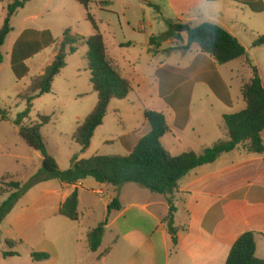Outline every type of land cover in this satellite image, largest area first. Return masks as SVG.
Wrapping results in <instances>:
<instances>
[{
    "label": "crops",
    "instance_id": "1",
    "mask_svg": "<svg viewBox=\"0 0 264 264\" xmlns=\"http://www.w3.org/2000/svg\"><path fill=\"white\" fill-rule=\"evenodd\" d=\"M33 1L27 2L21 10H24L26 5ZM102 2H104L105 11L116 14L119 24L126 25L130 36L128 40L110 46H106L103 38L107 54L116 62L114 54L120 49L123 52L122 56L125 55L124 57L128 58L127 65L132 66L133 62L130 63L131 54L138 50H130L138 48L140 42L143 46L141 52L144 54H149L152 51L150 56L153 58L161 55L158 53V49L162 48L164 44L171 46L172 43L165 41L159 44V42L155 43L156 40H154L151 44L150 38H156L164 33L158 30V27L163 23L167 25L168 22H182L199 25L204 22H213L234 36L246 50V57L232 61L229 64H236L235 67L242 68L249 65L251 68V62L256 68L259 66L257 53L260 50L264 51V45L253 48L251 44L256 37L260 36V33L264 32L255 33V36L252 35L253 37L249 36L252 37L249 43H244L242 37L248 35L254 29L252 23L245 18L249 15L247 12L252 14L264 13V0H129L123 4V9L120 12L114 9L110 10L112 7L110 2ZM9 3H11L10 0H8ZM151 7H154V12L151 13V18L146 20L149 32L142 35L146 29L138 22L141 18H138L136 13L149 12ZM38 16L41 15L38 14ZM119 18L122 19V22ZM29 19L33 20L31 16ZM131 25H136V30ZM45 30L50 32L46 28L42 31ZM64 30H62V33ZM154 44L157 49L153 50L152 45ZM54 47L55 45L45 48L35 56L47 50L54 52ZM110 49L113 56L110 54ZM189 50L190 47L184 52H189ZM198 53L199 49L196 48L189 55L183 67L160 63L156 71L166 67H169L167 70L170 72L185 71L193 67L195 60L198 58ZM32 58L25 61L27 67ZM182 79L183 82L176 85L174 93L168 96L167 99L164 100L159 97L162 104L157 110H153L156 112L161 111V113L166 110L171 115L172 126L167 125L169 132L166 134L170 135L172 140L170 148L166 150L171 156H178L183 152H194L196 154L206 148V145L199 146L197 144L200 142L202 127L196 128V126L190 124L189 109L190 105L193 104V99L190 98L191 95L186 96L187 94H183L187 93L183 88L192 83V78L182 74ZM194 87L193 85L192 88ZM215 99L227 109H233L232 106L226 105L219 98ZM201 101V98L198 99L199 104H201ZM210 102L214 105L218 104L212 98ZM201 110L204 111L203 108ZM222 111L221 120L223 115H227L225 109ZM216 126L217 130L214 131V134L208 132L211 134L213 143L227 139L223 125L218 123ZM143 127H145V123ZM147 130L142 133L136 130L137 135L133 137V140L124 143L128 153L138 140L147 133ZM188 130L191 131L188 132ZM164 137L165 135L161 138V142ZM193 138H199L197 139L198 142ZM262 139L264 142V132L262 133ZM181 145H184V147ZM49 182L40 183L31 189H41L35 196L38 197L37 201L41 203L42 207L35 213L28 214L29 218L20 226H25L26 223L36 236L35 227L38 225L40 218H43L47 222V224L44 223L43 228L51 231L50 236H55V239L51 242L53 247H56L55 243L59 242L58 240L61 237V234L57 236L55 233L58 231L56 229L57 222L63 226L65 225L67 231L74 230L75 242L80 247L79 255L87 254L81 259L77 256L74 264H225L235 237L245 231L254 232L255 256L264 259V256L258 254L257 245V238H260L261 242L262 239L264 240V155L248 153L242 145L232 152L222 154L215 162L190 171L178 182L173 195L167 197L150 193L143 188L138 189L134 184H125L119 188L112 186L110 188L106 186L107 184L93 183L85 179L75 185L60 183V187L54 188ZM73 191H76L78 196V220L73 222L66 219L71 223V225H66L62 219H57H65L58 214V210ZM103 195L106 196V199L101 197ZM114 196L118 198L121 209L119 211L112 210L108 214L101 245L97 251L90 252L87 234L105 219L107 206ZM169 197L176 209L173 218L174 227L177 229L176 244L172 243L163 222L168 214L167 198ZM20 202L21 200L16 203L11 212L1 222L0 227L9 222ZM99 203H101L104 211L102 220L86 222L90 214L93 213L94 207ZM81 207L86 211L83 215L80 213ZM85 214L89 216L87 220L84 217ZM107 232L113 235V239L104 248V238ZM46 239L44 235L39 236L38 246L33 251L45 252L49 254V259L34 263L29 257L30 261L26 259L25 262L29 261L28 264H58L59 255L56 252L47 250L50 243L49 241L45 243ZM9 241L13 244L18 242ZM3 252L7 251L0 249V264H10L12 258L18 257L3 258ZM11 252L16 251L13 248Z\"/></svg>",
    "mask_w": 264,
    "mask_h": 264
},
{
    "label": "rangeland",
    "instance_id": "2",
    "mask_svg": "<svg viewBox=\"0 0 264 264\" xmlns=\"http://www.w3.org/2000/svg\"><path fill=\"white\" fill-rule=\"evenodd\" d=\"M12 1L10 0V2ZM92 1L93 4L90 5L88 12L93 15L106 46L128 40L130 37L128 28L125 24H119L116 14L105 11L104 2L102 1L111 3L112 7L110 10L114 9L120 12L123 9V4L129 0ZM7 5L8 0H2L0 5V27L6 17ZM153 10L154 7H151L149 12L136 13V16L141 18L138 22L146 29L142 35H146L149 32L146 20L151 18ZM85 13V9L74 0H34L32 3L27 4L24 10H17L10 19L12 31L1 48L3 63L0 64V110L6 113V119L0 121V203L9 194L6 184L10 180L24 185L41 168V155L25 144L19 136L14 122L18 115L27 108L26 103L18 99V95L26 90L32 78L40 75L44 68L51 63L53 52L47 50L32 58L28 62L29 74L22 79H17L11 69L10 57L12 47L23 31L42 32L46 28L50 31L51 36L58 40L62 36V30L68 28L73 36L79 38L76 43V52L67 56L66 68L62 70L59 76L54 78L51 92L36 98L32 102L27 118L23 120V123L29 125L39 122L37 114L50 116L51 120L41 129V134L44 138L47 152L54 158L60 170L68 169L70 161L74 157L86 159L94 155H128L129 153L124 143L133 140V137L137 135L136 130L142 133L147 129L146 124L143 127L145 123L144 109L157 110L162 104L159 97L164 100L167 99L168 96L174 93L176 85L179 82H183L182 74L184 73L180 72L182 70L170 72L167 70L169 67H166L156 71V68L160 63L163 65L175 64L180 67L184 66L189 55L197 48L196 45H192L189 52H184L186 50L184 48L186 46V37L184 35H182L181 41L167 40L166 42L170 41L172 45L164 44L162 48L158 49V53L161 55L154 58L150 56L152 51L149 54L141 52L143 46L140 42L138 48L130 50H138L131 54L130 63L133 62L132 66L127 65L128 58L124 57L125 55L122 56L123 52L119 49L114 54V58L117 60L115 62L122 70L123 76L129 80L131 92L125 100L111 101L102 125L95 130L88 149L82 152L80 146L72 140V135L76 130L77 124L82 122L93 110L97 101L87 69L86 55L88 48L85 42L80 39L93 33L90 23L86 20ZM38 14L41 16H38ZM247 14L249 15L245 18L252 23L254 29L248 35H243L242 40L244 43H249L255 33L264 32V13L252 14L247 12ZM30 16L33 20L29 19ZM119 20L122 22V19L119 18ZM160 26L158 30L167 31L165 23ZM131 27L136 30V25H131ZM262 34L264 33L259 35ZM156 42H159V44L163 43L158 39ZM57 45L58 43L56 47ZM152 46L153 50L157 49L155 44ZM110 54L113 56L111 49ZM197 57L193 67L189 68L190 71L188 70L192 83L183 88L187 92L183 94H187L186 96L191 95L190 98L193 99V104L190 105L189 109L191 115L190 124L196 126V128L202 127L200 142L197 140L199 138L193 139L197 140L199 146L206 145V148H209L217 143L212 142L210 133L214 134L218 123L223 125V120L220 119L222 110L225 109L227 111L226 114H232L245 107L241 89L252 78V69L249 65L244 66V68L235 67L236 64L229 63L215 65L208 56L200 52ZM257 59L259 60L257 68L251 62L250 65L256 68L262 84H264V51L260 50L257 53ZM177 74L179 75L177 76ZM193 85L195 86L194 88H192ZM210 85H216L219 90L226 89L223 92V98L229 100V105L233 109H227L215 99L217 96ZM200 98L202 100L201 104L198 103ZM211 98L218 104L214 105L210 102ZM165 111H163L164 113L159 111V113L165 117L167 125L172 126L171 115H169L168 111ZM190 131L188 130V132ZM161 143L165 151L168 150L170 143H172L170 135H165ZM181 146L184 147V145ZM203 150L196 154H201ZM87 181L96 183L92 178H87ZM49 183L54 188L60 187V183L56 180H50ZM106 186L112 188V186ZM135 187L141 189L137 185ZM30 190L19 199L21 202L14 210L13 217L9 219V222L0 227V249L9 252L14 248L19 253L18 257L12 258L9 263L28 264L30 261L29 253L35 252L33 249L38 246V238L42 235L47 238L45 243L48 241L50 243L47 246V250L56 252L59 255L58 264H74L77 256L80 259L84 258L87 254L79 255L80 247L75 242L76 235H74V230L70 229L67 231L65 225L56 223L58 231L55 233L57 236L61 234L60 240L57 239L59 242L55 243L56 247L51 245L55 236H50L51 231L43 228L44 223L47 224L43 218H40L38 225L35 227L36 236L26 223L25 226H20L21 223L26 222L29 218L28 214H33L42 207L41 203L37 201L38 197L35 196L41 189ZM101 197L106 199L105 195ZM43 203L45 204L46 202ZM48 207L50 208L51 206ZM81 209L80 213L83 215L86 211L83 210V207ZM103 213L101 203H99L94 207L90 217L87 214L84 217H86V220L89 217L86 222L102 220ZM57 219H62L66 225H71L66 218ZM112 239L113 235L107 232L103 247L108 246ZM9 240L18 241L13 244L15 246L12 249H9L4 244L6 241L9 242ZM257 245L258 254L264 256V240L262 239L261 242V239L257 238ZM26 259H29V261L25 262Z\"/></svg>",
    "mask_w": 264,
    "mask_h": 264
},
{
    "label": "trees",
    "instance_id": "3",
    "mask_svg": "<svg viewBox=\"0 0 264 264\" xmlns=\"http://www.w3.org/2000/svg\"><path fill=\"white\" fill-rule=\"evenodd\" d=\"M0 0V4H1ZM32 0H13L7 5L6 17L0 27V64L3 63L1 48L6 37L11 32L10 19L22 9L27 2ZM86 10V19L90 23L93 34L80 38L87 45V69L92 89L97 101L93 110L77 124L72 135V140L80 146L81 151L88 149L95 130L102 125L107 113V108L112 100H125L131 92L128 79L123 76L119 65L107 54L103 36L98 30L97 23L88 11L92 0H74ZM149 4V3H147ZM186 37L185 49L196 45L199 52L208 56L215 65H224L246 57L243 45L229 32L213 22H204L199 25L182 22H168L167 31L160 37L150 38L165 42L167 40L181 41V35ZM79 38L71 34L70 29H65L62 36L55 40L48 31H25L14 43L11 50V69L17 79L28 75L29 69L25 61L32 58L45 48L55 45L53 58L43 72L32 78L26 90L18 95V99L26 103L27 108L18 115L14 124L18 134L25 144L41 155V168L30 180L21 185L10 180L7 198L0 203V224L11 212L19 199L36 185L56 180L61 184L75 185L81 180L92 178L99 184L111 185L119 188L125 184H135L150 193L172 196L177 189L178 182L190 171L197 167L215 162L222 154L232 152L242 145L246 152L264 155V85L255 67L252 69V78L241 89V96L245 103L244 109L239 112L223 115V127L227 134L226 140H220L213 146L203 150L201 154L194 152L182 153L171 156L161 145V138L169 132L165 117L156 111L144 109V122L147 133L138 140L136 145L126 156L121 155H94L86 159L72 158L66 170H60L54 158L47 152L41 129L50 122V116L37 114L38 123L25 124L32 102L49 94L52 83L61 70L65 68L66 58L77 50L76 43ZM58 43L57 47L56 44ZM264 45V34L256 37L251 46L253 48ZM57 48V49H56ZM188 70L181 71L190 76ZM212 91L223 103L229 105V100L223 98L225 88L219 90L216 85H210ZM6 119V113L0 110V121ZM168 214L163 222L166 225L173 244H176L177 229L174 227V213L176 209L171 198H167ZM78 196L73 191L58 210V214L70 221L78 220ZM121 209L118 198L115 197L107 206L105 219L87 234L88 248L95 252L101 245L104 230L107 225L108 214ZM5 245L13 248V242L6 241ZM256 243L254 232L245 231L238 234L233 241L225 264H264V259L255 256ZM3 258L18 256L16 252H3ZM34 262L49 259L45 252H30Z\"/></svg>",
    "mask_w": 264,
    "mask_h": 264
}]
</instances>
